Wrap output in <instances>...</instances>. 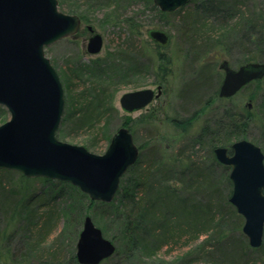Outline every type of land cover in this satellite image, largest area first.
Listing matches in <instances>:
<instances>
[{"label": "rangeland", "instance_id": "rangeland-1", "mask_svg": "<svg viewBox=\"0 0 264 264\" xmlns=\"http://www.w3.org/2000/svg\"><path fill=\"white\" fill-rule=\"evenodd\" d=\"M211 5L220 6L221 11L217 10L213 14V11L206 9ZM58 9L69 14H77L81 10L88 18H91L90 23L82 22L80 29L75 34L63 37L44 48L45 56L56 70L64 91L63 119L56 134L58 139L82 145L90 152L102 154L106 150L113 132L123 125V121H126L132 126L134 142L138 148L141 145L143 147L139 149L137 159L146 162L145 156L149 150L148 147L157 144L160 150L157 155L158 161L167 163L170 161L169 156L174 155L173 145H176L180 139L176 135L174 127L168 122L170 117L187 116L202 108L196 124L197 128L193 132L198 131L204 122L208 124L209 129L213 130L215 123L213 120L219 119V115L225 110L239 113L242 111V107H245L253 109L252 114L256 117L253 119L264 118V78L253 82L247 90L242 87L231 97L221 99V101L217 99L219 98L218 88L224 74L218 67L222 60H227L229 65L234 68L250 61L264 62L263 55H261V60L247 61L249 54L254 55L258 50L253 51L252 44L246 45L241 41L244 40L242 36L246 33L247 25L254 20H263L264 0H191L165 17H159L147 0H122L119 7L110 0H58ZM222 11L226 14L223 15ZM125 18H131V20L125 21ZM201 20L206 21L208 27L211 28V34L208 41L202 43L198 49L191 46V41H187L185 31L187 23L194 24ZM130 23L133 25L129 27ZM137 23L139 24L138 28H135ZM88 24L92 26L94 32L100 33L103 38L102 49L96 54H90L86 50V44L91 35L87 29ZM153 28L164 30L169 35L167 46L157 47L154 40L149 37L148 30ZM132 46L138 48L143 54L140 62L135 60L136 55L130 51ZM195 54H200L198 55L200 60L193 63ZM99 62L101 68H106L110 63L114 64V69L104 70L110 76H114L112 78L115 80L112 84L108 85L109 81H104V85L100 84L98 87V82H100L98 76L100 70L98 69L100 67L97 64ZM204 62L211 64V69L208 71L209 83L200 89L197 97L193 96L184 102L178 95L179 90L184 83L192 78L195 69ZM123 66L131 67L130 76L124 74L123 69L119 71L118 68H115ZM165 70L170 73L167 74ZM107 79L105 77V80ZM156 83L163 85L161 96L154 98L144 108L130 113L121 109L119 96L123 92L144 87L156 88ZM93 88L106 90V95L102 97L98 106L99 111L102 112L100 119L97 118L91 125H77L79 124L76 123L75 118L77 117L69 115L71 104L74 102V105L79 106L78 100L81 101V97L77 95L81 90H85L94 97L97 90H93ZM206 100L212 101L204 107L202 105ZM9 117L10 114L6 107L0 104V124L8 120ZM225 123V127L221 129L224 131L221 138H225V133L229 129L228 122L225 121ZM254 124H256L255 120L252 121V126L247 131L249 135L243 138L257 144L258 139H261L264 127L260 128L257 124L256 127ZM217 134L220 133L217 131ZM202 141L206 142L207 140L203 139ZM222 141L224 142L219 146H228L230 142L227 138ZM192 150H195L193 154L202 162L201 172L208 178L216 180L219 186L225 187L224 180L227 173L229 176V168H222L211 159V150L206 144H201L199 147L194 146ZM192 150H189L190 153ZM173 169V175L172 172L162 171L159 175L158 188H153L151 192L144 193V195L150 198L149 195L157 196L159 191V199L164 196L162 200L167 199L172 203L175 202L174 208L177 212L176 208L180 207L181 201L186 200L187 202L191 198L183 190L181 184L182 175L179 172L182 171V168L173 166ZM180 169L181 171H179ZM20 174L12 169L0 170V179L2 178L4 181L6 176H9L7 181L9 180L15 190L14 195L7 200L0 197V227L6 228L7 233L1 242L5 247L3 251L6 250L5 252L10 256L2 264H38L42 262L44 264H79L75 257L76 241L82 229V219L85 215H90L94 223L101 228L103 235L115 245L113 254L98 264H226L214 254L213 245L210 247L208 242L206 243L207 233L205 231L193 240L190 237L191 233L185 232L171 249L164 247L157 251L156 255L153 253L150 255L143 248L139 251L130 249L129 246H126L128 239L122 230L123 226L118 223L117 219L116 206L121 207V197L116 199L114 205L103 207L100 206L99 200L89 198L87 194L68 182L50 178H48L49 181H44L45 177H26L23 174L24 179H21ZM128 176L129 173L125 174L124 180ZM167 185L172 189H182V191L174 194V198L172 196L166 198L167 191H171ZM8 188L10 187L8 186ZM134 192L135 190L131 193L134 194ZM141 194L143 195V192L139 196ZM35 195L39 197V200L33 198ZM33 200L35 203L41 201L39 206L42 207L52 206L55 209V215L57 214V219L51 223V229L40 237L36 248L34 246V249L30 250L27 249V243L34 232L31 235L30 230H21L19 226L21 221L27 217L26 213L32 207ZM42 207L38 213L43 212ZM211 210L222 211L218 206L216 208V204H212ZM178 212L179 221L185 227L191 228L189 215H184L185 212L181 209ZM237 214L240 215L238 212ZM240 216L242 219L238 222L236 220L235 225L237 226L233 230L234 233L236 230L242 233L247 240L242 231L244 218L242 215ZM230 222H235V220ZM214 225L212 224L211 227ZM223 225H225L223 232L233 228L232 224ZM32 229L34 230V228ZM204 249L209 250L206 252ZM250 256V258L257 257L253 252H250Z\"/></svg>", "mask_w": 264, "mask_h": 264}, {"label": "water", "instance_id": "water-1", "mask_svg": "<svg viewBox=\"0 0 264 264\" xmlns=\"http://www.w3.org/2000/svg\"><path fill=\"white\" fill-rule=\"evenodd\" d=\"M189 1L153 0V4L172 12ZM80 26L81 18L60 11L58 0H0V104L10 114L0 124V170L68 182L93 200L110 202L121 177L138 158L139 148L129 128L118 127L102 154L56 135L64 111V91L44 48L75 34ZM87 29L91 35L86 50L96 54L103 46L102 35L90 24ZM148 35L161 45L169 41L161 29H150ZM218 67L224 73L218 88L220 98L231 97L264 77V62L250 61L234 68L224 59ZM160 93V86L126 91L119 96V105L130 113L144 108ZM214 155L229 167V201L244 218L242 231L248 244L257 248L264 236V153L256 143L239 138L228 147H215ZM114 250L115 245L85 216L76 241L78 263L98 264Z\"/></svg>", "mask_w": 264, "mask_h": 264}, {"label": "trees", "instance_id": "trees-1", "mask_svg": "<svg viewBox=\"0 0 264 264\" xmlns=\"http://www.w3.org/2000/svg\"><path fill=\"white\" fill-rule=\"evenodd\" d=\"M110 1L114 2L115 6L117 7H119L122 2V0ZM147 2L148 4L150 3L152 5V8L155 9L159 17H165L170 13L161 11L156 5L153 4V0H147ZM206 9L213 11L212 13L215 14L216 11L220 10L221 8L220 6L211 5L206 7ZM73 12L76 13L74 10ZM222 13L223 15L226 14V12L223 11ZM77 15L81 18L82 22L90 23L91 18H88L81 10L77 12ZM130 20L131 18H125V21ZM203 20H201L202 22L197 21V23L194 24L187 23L185 36L187 41H191V46H193V48L196 47L200 49L202 43L207 42L211 34V28H209L206 24V21ZM128 25L130 27L133 24L130 23ZM138 25L139 24L137 23L135 28H138ZM246 29V33H244L242 36L244 40L241 41L246 43V45L252 44L254 48L253 51H259H257L254 55L249 54L248 51L249 57L246 60H261V55L264 56V18L260 21L254 20L249 25H247ZM157 47L160 46L157 45ZM130 51L133 53V55H136L135 60L140 62V59L143 58V54L138 50V48L132 46ZM198 55L200 54H195L193 56V63L200 60ZM137 64L141 63L137 62ZM97 65L100 67L101 63L99 62ZM210 65L211 64L209 62L200 64V66L195 69V73L193 74L192 78L188 82L184 83L180 88L178 95L184 102L188 101L193 96L197 97L199 95L200 89L209 83L210 78L208 76V71L211 69ZM109 68L111 70L114 69V64L110 63L107 64L106 68L100 67V69H98L100 70L98 73V76L100 77L98 87L100 84L104 85V81H109V85L113 83V80H115V78H112L114 76H110L108 72L104 71L108 70ZM115 68H118L119 71L123 69L122 71L124 74H127L128 76L131 75L130 73L132 71L130 70V66ZM165 72H167V74L170 73L168 70H165ZM105 77L108 79L105 80ZM261 79L253 80L243 86V88L247 90L253 82L259 81ZM94 89L97 90L94 94V97L90 96L91 94L85 90H81V92H79L77 95L81 97V101L78 100L79 106L74 105V102L71 104L69 115L77 117L75 118L77 121L76 123H79L77 125H91V123L95 122L97 118L100 119L102 112L99 111L98 106L99 103H101L102 97H105L106 90H103V88H93V90ZM111 95L113 96V94ZM217 99L221 101V99L224 98L219 97ZM96 101L97 104H95ZM211 101L212 100H206L205 104L202 106L206 107V105L210 104ZM201 110L202 108H200V110H195L187 116L177 115L170 117V119L168 118V122L174 127L176 135H178L180 138L176 145H173L172 147L174 155L169 156L170 161L167 163L159 162V157L157 155H159L160 150L157 144H154L155 146L151 145L148 147L149 150L145 156V160L147 159V161L145 162L142 161V159H137L125 173H129V176L125 180V174L121 177L118 190L112 201H100L99 204L101 203L100 206L103 207H110L115 204V201L118 197H121V207H119V205L116 206L117 219L118 223L123 226L122 230L128 239V245L126 244V246H129L130 249L139 251L143 248L150 255L151 253L156 255V252L162 250L164 247H166V249H171L173 245L177 244L178 240L181 239L185 232L191 233L190 237L193 240L198 238L202 232L205 231L207 233L206 243L208 242L210 247L213 245L214 254L219 259L225 261L226 264H248L249 262L251 264H264V239L261 246L254 248L248 244V241L242 233L237 232V230L236 233H234L233 229L235 226H237L235 225L236 220L238 222L242 218L237 214L236 208L229 201L232 185L228 173L226 174L224 180L226 182L225 187L221 185L219 186V183L216 182V180L208 178L205 174H203V172H201L202 162L197 159L195 154H193V151L195 150H192L194 149V146L199 147L201 144H206L211 150V159L222 168L228 169L229 167L227 165L222 164L216 159L214 155V148L222 144L224 142L222 141L223 139L226 140L227 138L228 141H230L228 146H230L233 140L248 136L249 134L247 131L249 128H251V123L254 120L260 128H263L264 118L260 120L253 119V109H246L245 107H242V111H239V113L225 110L224 112H221L219 119L216 118V120H213V123L215 122L213 130L209 129L208 124L204 122L198 131L193 132L197 128L196 124L199 120L198 118ZM62 119L63 118H61V121ZM225 121L228 122L227 126H229V129L226 131L227 133H225V138H221V135L224 133V131H221V129L222 127H225ZM234 122H237V124H234ZM122 124L128 127L132 133V126L128 122L123 121ZM256 124H254V126L257 127ZM217 131L220 134H217ZM180 135L184 137H181ZM260 137L261 139H258L259 143L257 140H255V138L254 140L257 142V144H259L264 153V128ZM203 139H206L207 141L203 142ZM141 148H143L142 145L139 149ZM190 149L192 150V153H190ZM173 166L182 168V171L181 169L179 170L181 171L179 172L180 175H182L181 184L183 186V190L191 198L187 202L186 200L181 201L180 207L176 208V210L178 212V210L181 209L185 212L184 215H189L191 218V228L185 227V225L179 221L177 212H175L174 208L175 202L172 203L170 200L167 201V199L162 200L164 196L162 199H159V191L157 192V196L153 194L149 195L150 198L144 195V193L146 194L147 192H151V189L158 188L157 186L160 183L159 175L162 171H165V173L166 171L170 173L172 172L171 174L173 175ZM20 175L21 179H24V176L22 174ZM6 177L7 178H5L4 181H2V178L0 179V197L2 199L6 198L5 200L11 198L15 192V190L12 188V185H10L9 180L7 181L9 176ZM43 180L49 181L48 178H43ZM8 186L10 188H8ZM167 187L171 188L169 185H167ZM134 190V194L131 193ZM170 190L171 191H167L168 194L165 196L166 198L171 196L174 198V194L182 191V189L176 188H171ZM141 192H143V195L141 194V196H139ZM153 196L156 197L152 198ZM33 198L39 200V197L36 195ZM181 198H183L182 195ZM32 203V207L30 210H28V213H26L27 217L21 221L19 226V229L21 230H30L31 235L34 232V236H31V239L28 240L29 242L27 241V249L30 250H33L34 246L36 248L40 242V237H42L44 233H47L51 229V223L57 219V214L55 215L56 212L52 206H39L41 201H37L35 203L33 200ZM212 204H216V208L218 206V208L222 211H212ZM41 207L43 212L38 213V210ZM233 219L235 222H230ZM226 223L233 225L231 230L228 229L230 232H223L225 226L223 224ZM212 224H215L214 227H211ZM32 228H34V230ZM6 236V228L0 227V264L10 258V256H8L5 252L6 250L3 251L5 247L2 245L3 242H1ZM209 249L204 250L207 252ZM250 252L255 253L257 257L250 258ZM73 259L75 258L73 257ZM38 264H44V262Z\"/></svg>", "mask_w": 264, "mask_h": 264}, {"label": "flooded vegetation", "instance_id": "flooded-vegetation-1", "mask_svg": "<svg viewBox=\"0 0 264 264\" xmlns=\"http://www.w3.org/2000/svg\"><path fill=\"white\" fill-rule=\"evenodd\" d=\"M158 46H160V47H164V46H167L168 44H169V41H168V43L166 44V45H161V44H159L158 42H156V41H154ZM157 86H160V90H161V93H160V95L159 96H161L162 95V87H163V85L161 84V83H156V88H157ZM152 88V87H151ZM156 88H153V89H155L156 90ZM158 96V97H159ZM158 97H156V98H158Z\"/></svg>", "mask_w": 264, "mask_h": 264}, {"label": "bare ground", "instance_id": "bare-ground-1", "mask_svg": "<svg viewBox=\"0 0 264 264\" xmlns=\"http://www.w3.org/2000/svg\"><path fill=\"white\" fill-rule=\"evenodd\" d=\"M85 216H90V215H85ZM85 216H84V217H85ZM84 217H83V219H84ZM90 217H91V216H90ZM83 219H82V220H83ZM91 219H92V218H91ZM92 221H93V219H92ZM93 223H94V221H93ZM82 224H83V221H82ZM94 224H95V223H94ZM95 225H96V224H95ZM96 226H97V225H96ZM97 227H98V226H97ZM98 228H100V227H98ZM100 229H101V228H100ZM101 231H102V230H101ZM102 234H103V233H102ZM103 236H104V235H103ZM104 237H105V236H104ZM114 251H115V250H114Z\"/></svg>", "mask_w": 264, "mask_h": 264}]
</instances>
